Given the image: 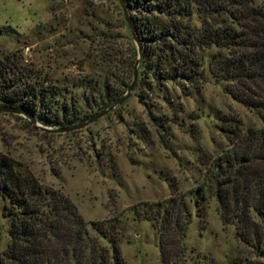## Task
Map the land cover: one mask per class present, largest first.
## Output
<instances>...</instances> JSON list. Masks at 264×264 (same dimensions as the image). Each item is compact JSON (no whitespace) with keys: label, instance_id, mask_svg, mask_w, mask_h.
I'll return each mask as SVG.
<instances>
[{"label":"rangeland","instance_id":"1","mask_svg":"<svg viewBox=\"0 0 264 264\" xmlns=\"http://www.w3.org/2000/svg\"><path fill=\"white\" fill-rule=\"evenodd\" d=\"M254 1L264 9V0ZM192 23L200 28L196 16ZM132 48L118 0H0V59H14L22 84L61 90L47 111L66 98L88 113L84 119L98 112L86 108L91 99L83 84L89 80L97 83L94 93L106 82H125L124 93L132 81ZM216 52L199 53L203 76L192 84H162L154 71L145 76L140 68L141 89L83 130L42 132L23 117L0 113V153L68 199L85 222H103L123 264H163L162 252L166 264L229 263L244 247L237 228L221 223L206 174L229 146L223 125L246 134L263 123L210 75ZM3 206L0 194V252L9 229ZM166 206L165 218L156 209ZM180 226L186 227L183 237Z\"/></svg>","mask_w":264,"mask_h":264},{"label":"trees","instance_id":"2","mask_svg":"<svg viewBox=\"0 0 264 264\" xmlns=\"http://www.w3.org/2000/svg\"><path fill=\"white\" fill-rule=\"evenodd\" d=\"M124 1L141 43L139 69L145 76L154 71L162 84L175 79L192 84L196 76H203L204 59L199 53L215 48L217 52L208 64L210 75L217 83H224L232 99L261 119L263 127L246 134H241L238 125H223L229 146L210 163L206 178L213 188L221 223L237 228L244 247L243 254L226 264H264L263 7L254 0ZM195 16L199 29L192 23ZM136 58L132 48L128 80ZM167 62L170 69L161 66ZM16 65L12 58L0 59V105L22 108L46 127H68L88 116L66 98L56 109L47 111L45 106L59 102L53 96L61 90L22 84L24 73ZM142 84L144 81H139L135 90ZM96 85L91 80L83 84L89 89L86 100L91 101L86 108L90 112L103 109L127 87L125 82L114 81L113 87L106 82L102 91L94 93ZM0 194L2 218L9 222L8 243L0 252V264H123L103 222H85L68 199L43 188L21 164L1 153ZM167 208L156 212L166 218ZM185 228L179 227L182 237ZM162 255L166 264L164 252Z\"/></svg>","mask_w":264,"mask_h":264},{"label":"water","instance_id":"3","mask_svg":"<svg viewBox=\"0 0 264 264\" xmlns=\"http://www.w3.org/2000/svg\"><path fill=\"white\" fill-rule=\"evenodd\" d=\"M118 3L123 11V15L125 18V21L127 23L128 29L130 31L131 37L133 39V42L136 47V52H137V58L135 61L134 69H133V75H132V81L129 85V87L126 89V91L117 99H115L113 102L105 106L103 109L99 110L95 114L91 115L87 119L82 120L79 123H76L74 125L68 126V127H62V128H51V127H46L41 125L37 119L27 113L24 109L22 108H16L12 106H7V105H0V113H5V114H12L16 116L23 117L27 119V121L37 129L41 130L42 132H48V133H53V134H60V133H70V132H75L79 130H83L90 125L96 123L99 119L104 118L108 114L112 113L115 111L118 107H120L122 104L126 102L127 99L131 97L133 92L136 89L137 83H138V75H139V66L141 63V58H142V49H141V43L137 34V31L133 25L132 19L130 12L128 10V7L125 3L124 0H118Z\"/></svg>","mask_w":264,"mask_h":264}]
</instances>
